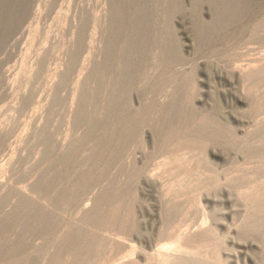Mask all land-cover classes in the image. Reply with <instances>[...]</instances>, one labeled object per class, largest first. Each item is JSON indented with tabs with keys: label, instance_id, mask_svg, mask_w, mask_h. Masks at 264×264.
<instances>
[{
	"label": "rangeland",
	"instance_id": "1",
	"mask_svg": "<svg viewBox=\"0 0 264 264\" xmlns=\"http://www.w3.org/2000/svg\"><path fill=\"white\" fill-rule=\"evenodd\" d=\"M115 8L143 32L142 62L129 57L135 75L124 83L120 55L139 33L123 28L114 55L103 56L109 0L27 2L31 32L17 58L46 30L52 66L60 64L47 84L52 143H39L42 124L25 123L18 154L1 165L0 196L15 188L13 204L26 197L33 208L22 205L0 229V254L25 242L38 264H264V0ZM86 18L99 49L64 82L74 48L66 32ZM38 205L50 220L44 231Z\"/></svg>",
	"mask_w": 264,
	"mask_h": 264
},
{
	"label": "bare ground",
	"instance_id": "2",
	"mask_svg": "<svg viewBox=\"0 0 264 264\" xmlns=\"http://www.w3.org/2000/svg\"><path fill=\"white\" fill-rule=\"evenodd\" d=\"M122 1L123 0H109L110 9H109L108 17H107L108 23L105 26L107 35L105 37V47L103 48L101 52L103 56L105 57L107 56L112 57L114 55L116 37L123 30V28L125 31L128 30V33L135 32V31L139 33V38L133 43L129 42V36H128V39H127L128 46L123 50V52L120 55V60H121V70H120L121 74L119 78L120 83H124L127 79L134 78V75H135L134 70L130 69L127 65L129 57L134 53L140 65L142 62L143 54H144L143 32L140 29L139 24H137L136 21H134V22H131L129 26L126 25L125 15L123 16V14L118 13L117 12L118 10L115 8V3L119 4ZM125 1H128L130 3L133 2V0H125ZM27 2H29V0H0V89H1L0 93L2 92L1 94L3 96L2 99L6 100V105L4 104L5 103L4 101L3 106L7 111H9L8 118L0 119V168H2L1 165L4 161L8 159H12L16 154H18L16 151H14V149L17 147L19 141H21L20 140L21 132L23 130V127L25 126V123L32 124L31 127H34L33 124L34 125L36 124L37 127L38 125L42 124L41 132H44L45 135L39 139V143L42 144V146L44 145L46 149L52 143L51 141L52 138H50V136L46 133V127L49 122V118H48L49 108L48 107L49 105H51V102H52V101L51 102L49 101V93L47 91V87H48L47 84L49 83L50 77L53 74L52 69L54 68L52 67L54 66L56 69L57 67L56 65H60V64H57V61H56L54 65L52 66V62L50 61L51 59L50 48L46 47V43H47V31L46 30L44 32V38H42L43 40L39 45H36L30 42L33 44V46L31 47H34L36 45L35 49L28 47L24 50L25 53H27L25 54L26 58L25 56L20 57V59H18L19 57L17 58L18 54L23 52L22 48H24L23 47L24 44L28 45L26 41L29 40V34L31 32V28H30L31 22L29 21V14L27 12ZM113 3H114V7H113ZM95 25H96V22L93 19L91 21L89 18H86L83 21H81V23L78 26H76L74 30L70 28V30L66 32V34L68 33L67 35H70L71 38H73L72 40H73L74 48L71 51V54L69 55L70 62L67 63L68 65H67V69L65 70L66 72H65L64 78H61L63 76V73H61L62 76L60 78L63 79L64 82H65V79L67 78L69 79V77H71L72 74H75L76 77H78L79 74L81 73V70L84 68L85 61H88V62L92 61L93 56L97 54V50L99 49L98 44H99L100 38L96 36L97 32H96ZM113 29L116 31V36L112 37L109 35V33ZM168 33L172 37L173 31L171 27H168ZM86 40H88L89 42L88 47L86 45V42H87ZM167 51L168 49H165L164 52L167 53ZM161 56L165 57V55H161ZM166 58L168 59V57ZM161 60H163V58ZM94 70L101 73L105 71V68L103 65L101 66L96 65ZM23 75H24V78H22L23 80H21L20 77L21 76L23 77ZM73 82L75 83V81ZM57 86L59 87V84ZM61 86H62V83H61ZM114 95H115V92L112 91L111 97L114 98ZM0 102H2V100ZM38 109H41L42 111V114L40 116H38L39 114L37 115V111H39ZM110 109L111 110L115 109V107L113 106ZM43 113L45 114L43 115ZM30 121L32 123H30ZM31 188L32 187H30V189ZM14 189L15 188H13V192H14ZM10 190L12 189L10 188ZM7 191H9V189ZM4 192L2 193L4 194ZM13 192H10L9 194L3 197L0 196L1 197L0 198V210L2 209L6 210L5 206L9 204L10 205L13 204L14 200L12 201L11 199L14 194ZM39 192L40 191H38V193ZM0 193H1V190H0ZM2 193L1 195H3ZM34 194H36V192ZM38 196L36 198H38ZM41 196L42 195H40V197ZM28 204H30V200L28 198L18 197V202L14 203L12 205V208L10 206L8 207L11 209L9 210L10 212H8L7 214L8 216H5L6 218L4 217V219L0 220V229L1 228L3 229V227L7 226L10 222L12 225L13 220L20 219L21 218L20 217L21 216V206L28 205ZM31 205L32 204H30V206ZM35 205H34V208H35ZM30 206L27 208V211L28 209H30ZM39 206L40 205H38V208H36V211L38 212H40V210L45 211L43 209H40ZM32 208L33 207L31 206V209ZM31 209H30V212L32 211L31 213L36 215L37 212L33 213L34 209L33 210ZM45 212L44 213L40 212L41 213L40 217L39 216H38L39 218L36 217V220L38 218L39 220L38 222L42 224L41 225L42 227L40 226V228L39 227L38 228L39 230H43V231L45 229V224H49L48 221H50L48 214H46L48 212L46 213ZM31 219H32L31 221L33 222L34 218H31ZM38 233H39V236H41L40 232ZM33 236L35 237V235ZM42 237H39V238H42ZM35 238H38V235ZM24 243L25 242H23V245L20 244V246L15 247L14 250H12V252L10 251L12 254H14V252L18 250H21L22 252L25 251L26 255L23 254L25 257L24 258L22 257L23 258V259L21 258L22 260L17 259L16 257L12 258V254H10V256L9 255L5 256L3 254H0V264H38V261L29 251V249L32 246L30 244H26V243L24 244ZM9 249H11V247ZM9 249L7 248L6 250H9Z\"/></svg>",
	"mask_w": 264,
	"mask_h": 264
}]
</instances>
